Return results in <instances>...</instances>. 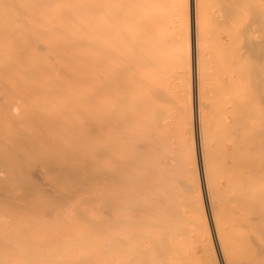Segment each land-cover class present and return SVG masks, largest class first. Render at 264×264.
Returning a JSON list of instances; mask_svg holds the SVG:
<instances>
[{
	"label": "bare ground",
	"instance_id": "obj_1",
	"mask_svg": "<svg viewBox=\"0 0 264 264\" xmlns=\"http://www.w3.org/2000/svg\"><path fill=\"white\" fill-rule=\"evenodd\" d=\"M212 237L264 264V0H0V264H219Z\"/></svg>",
	"mask_w": 264,
	"mask_h": 264
},
{
	"label": "rangeland",
	"instance_id": "obj_2",
	"mask_svg": "<svg viewBox=\"0 0 264 264\" xmlns=\"http://www.w3.org/2000/svg\"><path fill=\"white\" fill-rule=\"evenodd\" d=\"M191 14H192V10H191ZM191 35H192V37L194 35L193 21H192V24H191ZM191 76H192V81H193V83H192V85H193L192 86L193 87V94L195 95V75H194V72L193 71H192ZM193 94H192V99H193V103H194L195 97L193 96ZM194 116H195V109H194ZM192 122H193L192 123L193 135L190 136V138L191 137L194 138L193 147H196L197 148L198 127H197L196 121L193 120ZM196 148H195V153H196V163H195L196 166L195 167H196V169L198 167V169L196 170L197 176H196V174H193V171L191 170V168L193 166H188V168L191 167V168H189L188 176L190 177V180L191 181H193L192 178H195V177H197L196 179L198 180V182L200 181L199 182V186L202 189V193H203V196H204V209H205L206 216L208 217V220L210 222V210H209V205H208L207 199L205 197L204 184H203V179H202V176H201V165H200L199 157H197L198 154H197V149ZM190 172H192V174H190ZM191 176H192V178H191ZM210 231H211V229H210ZM212 243H213V246H214V250L216 251L215 253H216V256L218 258L219 264H223L222 259H221V256H220V254L217 251V248H216L217 246L215 245V240L213 239V237H212ZM198 260H199V258H198Z\"/></svg>",
	"mask_w": 264,
	"mask_h": 264
}]
</instances>
